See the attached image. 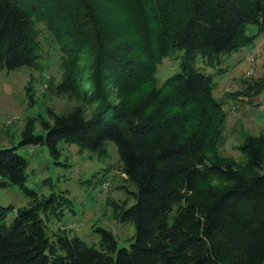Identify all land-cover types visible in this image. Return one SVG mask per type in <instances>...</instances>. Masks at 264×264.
I'll list each match as a JSON object with an SVG mask.
<instances>
[{
    "label": "trees",
    "instance_id": "trees-1",
    "mask_svg": "<svg viewBox=\"0 0 264 264\" xmlns=\"http://www.w3.org/2000/svg\"><path fill=\"white\" fill-rule=\"evenodd\" d=\"M38 22L60 52V79L46 88L74 104L27 117L19 144L57 157L60 144L103 155L113 142L135 187L134 203L114 202L113 213L135 232L117 247L96 227V247L47 229L69 200L27 186V159L3 147L0 188L16 185L28 203L0 205V264H264V136L245 137L242 161L221 154L223 103L212 76L192 65L196 53L213 65L252 44L264 0H0V69L35 66ZM178 49L180 69L157 84L158 64ZM255 84L252 96L264 80Z\"/></svg>",
    "mask_w": 264,
    "mask_h": 264
},
{
    "label": "rangeland",
    "instance_id": "rangeland-1",
    "mask_svg": "<svg viewBox=\"0 0 264 264\" xmlns=\"http://www.w3.org/2000/svg\"><path fill=\"white\" fill-rule=\"evenodd\" d=\"M36 25L40 57L35 66L0 69V148L16 147L27 159L25 184L40 196L54 192L69 200L62 215H51L45 222L47 229L64 228L86 244L99 247L100 235L95 228L102 227L112 232L117 247H128L134 237V226L131 221H118L112 205L114 202L126 206L133 204L135 198L130 191L135 187L121 172L113 142L106 143L107 153L103 155L76 143L60 144L57 157L49 153L46 145L19 144L27 117L48 118L46 107L62 112L74 104V100L53 95L46 88L48 82L60 79V52L43 24ZM247 28L250 34L257 30L252 24ZM183 53L178 49L158 64L157 84L180 69ZM192 65L212 76L213 95L223 103L225 120L219 152L237 161L244 160L238 145L248 135L264 136V88L257 96H252L256 81L264 80V31L252 44L221 55L220 63L207 64L205 58L196 53ZM218 67L223 68L221 73L215 72ZM34 123L38 131V120ZM27 203L28 198L16 185L0 188V205L16 208ZM14 212L8 211V221Z\"/></svg>",
    "mask_w": 264,
    "mask_h": 264
}]
</instances>
